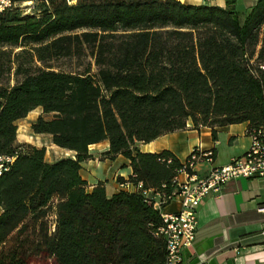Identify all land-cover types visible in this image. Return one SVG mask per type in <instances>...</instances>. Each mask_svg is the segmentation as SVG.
<instances>
[{
    "label": "trees",
    "instance_id": "obj_1",
    "mask_svg": "<svg viewBox=\"0 0 264 264\" xmlns=\"http://www.w3.org/2000/svg\"><path fill=\"white\" fill-rule=\"evenodd\" d=\"M25 1L37 13H0V156L15 158L0 176V264H165L160 213L103 182L90 191L82 163L108 142L102 157L129 160V181L169 195L183 162L137 143L190 122L214 140L229 125L264 129V0L244 16L230 1ZM39 108L33 133L74 158L50 164L19 144L17 122Z\"/></svg>",
    "mask_w": 264,
    "mask_h": 264
},
{
    "label": "crops",
    "instance_id": "obj_2",
    "mask_svg": "<svg viewBox=\"0 0 264 264\" xmlns=\"http://www.w3.org/2000/svg\"><path fill=\"white\" fill-rule=\"evenodd\" d=\"M179 1L189 5L207 4L221 8H226L230 1L237 8L239 0ZM243 1L246 13L258 0ZM247 129V123L229 125L220 128L217 140H214L211 129L196 130L190 122L185 130L161 136L147 144L139 142L136 147L147 154L169 151L181 162L195 148L212 149L215 152L214 166H225L249 149L251 140ZM23 143L33 145L30 140H24ZM108 150V142L91 146L90 154L93 158L82 163L81 176L88 183L90 191L103 182L107 197L110 198L123 191L121 184L130 179L133 170L130 161L123 156L115 160L104 159L102 154ZM69 153L74 158V153ZM210 168L209 165H199L196 169L204 175ZM263 205L264 180L258 178L231 181L218 195L204 198L197 206L198 229L195 242L183 252L184 264H264V213L259 212ZM180 210V202L173 201L163 211L175 213Z\"/></svg>",
    "mask_w": 264,
    "mask_h": 264
},
{
    "label": "built area",
    "instance_id": "obj_3",
    "mask_svg": "<svg viewBox=\"0 0 264 264\" xmlns=\"http://www.w3.org/2000/svg\"><path fill=\"white\" fill-rule=\"evenodd\" d=\"M66 1L68 4L76 3V0ZM17 2L20 0H0V13L15 7ZM249 137L251 144L247 152L225 166H214L215 152L212 149L195 148L183 162L174 181V191L169 195L145 189L142 182L128 180L121 184L123 191L142 195L145 202L160 213L162 224L157 235L166 241L165 264H184L183 252L195 242L198 229L197 206L204 198L218 195L226 184L234 180H264V129L254 131ZM14 159V156H0V176L8 171ZM199 165H209L211 168L201 175L196 169ZM173 201L180 202L181 210L175 213L164 212V208ZM259 212L264 213V205L259 208Z\"/></svg>",
    "mask_w": 264,
    "mask_h": 264
},
{
    "label": "rangeland",
    "instance_id": "obj_4",
    "mask_svg": "<svg viewBox=\"0 0 264 264\" xmlns=\"http://www.w3.org/2000/svg\"><path fill=\"white\" fill-rule=\"evenodd\" d=\"M36 4V3H35ZM16 6H19L21 12L23 14H33L37 13V6L33 3H24V2H17ZM35 6V7H34ZM237 12L240 14H244L246 8H244V1L239 0L238 6L236 8ZM55 67L58 70H70L77 67L75 63H69L67 61H60L55 63ZM93 72H96V67H93ZM16 83L15 76L12 75L10 77V84L14 85ZM42 115V109L39 108L34 112L30 113L27 118L23 119L18 123V141L19 144H26L23 143L24 140H30L33 146L37 148H46V161L47 162H55L57 159H64V158H71L73 156L72 153L67 151L61 150L60 148L54 146L51 142L50 137L48 136H39L36 137L31 129V125L38 119L39 116ZM47 119H50L52 116H45ZM37 264H43L37 263Z\"/></svg>",
    "mask_w": 264,
    "mask_h": 264
}]
</instances>
